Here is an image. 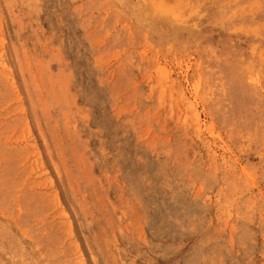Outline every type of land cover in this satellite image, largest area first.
<instances>
[{
	"label": "rangeland",
	"instance_id": "obj_1",
	"mask_svg": "<svg viewBox=\"0 0 264 264\" xmlns=\"http://www.w3.org/2000/svg\"><path fill=\"white\" fill-rule=\"evenodd\" d=\"M0 264H264V0H0Z\"/></svg>",
	"mask_w": 264,
	"mask_h": 264
}]
</instances>
